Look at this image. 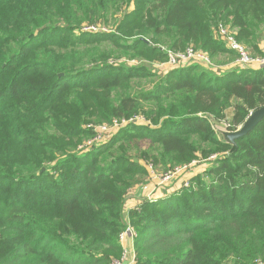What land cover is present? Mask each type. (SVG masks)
Instances as JSON below:
<instances>
[{
  "label": "trees",
  "instance_id": "16d2710c",
  "mask_svg": "<svg viewBox=\"0 0 264 264\" xmlns=\"http://www.w3.org/2000/svg\"><path fill=\"white\" fill-rule=\"evenodd\" d=\"M109 15L131 42L76 36ZM226 25L262 54L264 0H0V264L120 259L126 197L147 173L128 155L135 139L150 140V156L165 168L223 154L195 186L129 212L135 264L264 261V119L236 146L207 120L235 128L264 107V70L174 68L134 97V79L151 72L110 66L115 51L101 48L112 43L121 56L153 62L193 47L214 59L227 51L214 39ZM140 100L155 106L156 129L131 126L77 151L92 136L86 125L130 119Z\"/></svg>",
  "mask_w": 264,
  "mask_h": 264
},
{
  "label": "rangeland",
  "instance_id": "374dc122",
  "mask_svg": "<svg viewBox=\"0 0 264 264\" xmlns=\"http://www.w3.org/2000/svg\"><path fill=\"white\" fill-rule=\"evenodd\" d=\"M121 17H122L121 14H117L116 15L117 21H116L115 16L114 18H112V16L109 15V17L106 20L100 21L94 25L84 23L75 31V34L76 36H79L81 34H92V33H97V34L113 33L116 36H118L120 41L131 42L132 41L131 39H127L123 34L117 31L116 27L114 26L115 21L116 22L121 21ZM214 39L219 43H221L220 38L218 36L217 28L214 31ZM101 48L102 50L108 53H110L112 50L115 51L114 57H110L107 61V63L110 66L126 67V69L143 67L151 72L152 76L150 77L134 79L133 83L135 87L131 93V95L134 97H137L140 93L152 92L155 89L156 85L160 81H163L166 78L167 74L171 71V67L167 65V59L163 61L150 62L145 59L133 58L130 56L128 57L121 56L122 52L119 49H117V47H115L112 43H107V42H103ZM261 52L263 53L264 51ZM236 59L237 56L234 53L225 51L224 53H220L213 59V66L211 67H204L203 65H198V66L200 67V71H206L207 73H210L214 76L216 75L218 76L221 71H236L237 69L240 71L244 70L237 66ZM163 72H166L165 77L160 76V74H162ZM140 101H141V110L139 111L137 116L134 115L133 117H139L141 120L134 119L132 122H128L124 124L115 123V121H119L117 119H113L110 122L90 123L85 126V129L92 131V136H90V138L84 139V141L78 145L77 151L78 150L80 152L92 151L97 147H100L99 145L104 143L105 141L107 143L111 142L114 137H116L122 132V130L124 129L126 130L131 126L137 128H148L149 130L156 129V127H154L150 119L151 114L156 111L155 106L146 100L144 101L140 100ZM227 119L229 118L227 117ZM207 120L210 122L211 127L216 134V137L223 142L224 140L222 138L221 133L222 132L230 133L234 129L231 128L229 131H227V129H224V125H230V123L226 121L221 124H215L211 121V118ZM90 142L91 144H89ZM151 148L152 147L150 140L135 139L129 141V153H128L129 157H131L133 160H139L140 162L139 165L143 169H145L147 173L145 177L140 178V181L135 185V187H132L128 191V196L126 197V203L131 200L134 201H132L130 204L127 203L126 205L127 210L125 215H126L127 225L128 224L130 225L129 223L130 217L128 216L129 212L143 205V203L146 202V194L143 191L144 186L158 185L159 183H161V181L164 180V178L167 175H170L174 178L170 182L164 183L161 192L164 191V194L174 195L176 192H178L176 190L183 189L186 186L187 187L188 186L191 187L192 185L195 186L196 184L192 180L197 176L198 177L205 176L204 174L206 173L208 167H210L212 163L215 160H217L219 157L223 156V154H217L211 156L206 160V158L204 159L201 157V155H198L196 159L191 160L188 163H182V164L176 163L174 165H169L168 167L165 168L163 165L156 164L155 160L150 156ZM177 171L179 172L176 173ZM205 182L206 183L209 182L208 177L205 179ZM135 196L139 198L135 199ZM161 196H163V194H161L160 197ZM133 260L135 264V258ZM126 261L131 262L129 256ZM112 262L113 260L111 261L110 264H112ZM128 262L126 264H128Z\"/></svg>",
  "mask_w": 264,
  "mask_h": 264
},
{
  "label": "built area",
  "instance_id": "2783aa9c",
  "mask_svg": "<svg viewBox=\"0 0 264 264\" xmlns=\"http://www.w3.org/2000/svg\"><path fill=\"white\" fill-rule=\"evenodd\" d=\"M218 36L220 38L221 43H223L225 49L234 53L237 56L236 64L239 68L250 71H262L264 70V52L261 55L255 54L252 52L250 48L242 44L237 39V34L234 30H232L228 26H219L218 28ZM167 65L171 67V70L174 68H183L189 65H203L204 67L213 66V59L209 53L196 49L193 47H189L184 51H167ZM166 75V72L162 73V77ZM137 116V115H136ZM141 120L139 117H131L130 119H122L119 121H115V123L124 124L128 122H132L133 120ZM118 120V119H117ZM114 123V124H115ZM224 125V124H223ZM231 128L230 125H224V129L229 131ZM239 127H235L234 130H238ZM92 142V141H91ZM91 142L89 144H91ZM106 142V141H105ZM102 143L99 146H102L106 143ZM177 171L176 173H178ZM174 177L167 175L161 183L155 186H144L143 191L146 194V203H154L159 200L160 195L164 193L161 192L162 186L165 182H170ZM189 187V186H188ZM187 186L185 188H188ZM181 190V189H180ZM176 190V191H180ZM169 193V192H168ZM135 240L137 238V233L135 229L131 225H127L126 229L120 234L119 241L120 243H124L126 239ZM127 254L124 252L123 256L120 259H114L112 264H126ZM255 264H264L263 260H257Z\"/></svg>",
  "mask_w": 264,
  "mask_h": 264
},
{
  "label": "water",
  "instance_id": "95a60500",
  "mask_svg": "<svg viewBox=\"0 0 264 264\" xmlns=\"http://www.w3.org/2000/svg\"><path fill=\"white\" fill-rule=\"evenodd\" d=\"M264 119V107H261L250 114L246 121L235 132H222L224 142L236 146L237 141L248 135Z\"/></svg>",
  "mask_w": 264,
  "mask_h": 264
},
{
  "label": "crops",
  "instance_id": "0c3cea01",
  "mask_svg": "<svg viewBox=\"0 0 264 264\" xmlns=\"http://www.w3.org/2000/svg\"><path fill=\"white\" fill-rule=\"evenodd\" d=\"M225 48V47H224ZM260 49L261 51H264V43L260 44ZM225 73H230V71H221L220 74L218 76H221V75H225ZM227 75V74H226ZM160 76H162V74H160ZM165 77V76H164ZM174 192V191H173ZM179 192V191H178ZM177 193V192H176ZM134 196V195H133ZM161 197H164V193H163V196ZM139 197L135 196V199H138ZM132 201L134 200H131L129 202H127L128 204H130ZM127 203L125 204V209L127 210ZM122 247L124 249V252L127 254V258L129 256V258L131 259V262H128L126 261L125 263L128 262V264H134V258H135V252H134V240L128 238L126 239V241L124 243H122Z\"/></svg>",
  "mask_w": 264,
  "mask_h": 264
}]
</instances>
